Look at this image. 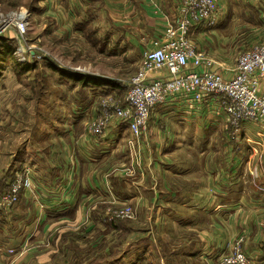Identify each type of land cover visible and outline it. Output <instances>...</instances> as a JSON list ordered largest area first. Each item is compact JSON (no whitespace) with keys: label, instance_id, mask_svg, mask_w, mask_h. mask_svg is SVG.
Wrapping results in <instances>:
<instances>
[{"label":"crops","instance_id":"crops-1","mask_svg":"<svg viewBox=\"0 0 264 264\" xmlns=\"http://www.w3.org/2000/svg\"><path fill=\"white\" fill-rule=\"evenodd\" d=\"M50 1L56 24L67 27V31L57 27L56 33H69L84 11L95 8L127 24L123 35L131 45L146 40L148 48L165 39L168 27L178 18L176 0ZM215 3L220 11L217 24L207 27L198 23L190 31L204 61L189 67L217 70L229 78L238 55L258 41L245 35L247 27L242 24L248 22V9H264V0ZM126 48L129 46L122 48L123 53ZM259 80L263 88L264 77ZM93 88H84V100L90 90L100 95L101 87ZM98 106L95 95L88 97L74 111L78 118L65 133L61 154L66 166L74 162L73 171L55 176L57 167L51 163L54 175L35 181L36 189L21 192L13 209L4 212L6 218L0 215V264H10L27 240L33 242L15 264H35L33 260L39 259L33 254L36 249L50 254L43 262L51 261L63 232L70 233L64 238L65 264H87L83 256L78 262L67 246L72 234L86 228L91 231L74 243L82 252L83 248L92 249L91 257L103 259L93 264H215L238 236H243L252 260L264 259V120H247L233 131L214 99L206 97L199 102L174 97L152 110L147 132L137 142L136 155H131L126 123L111 124L102 137L80 129L84 119L96 116ZM17 157H21L18 152L10 161L1 155L7 161L1 171L20 164ZM127 167L132 169L130 173ZM0 181V187H5V181ZM43 186L48 191L41 196ZM110 195L119 203L133 205L135 221L142 220L131 227L124 249V244L118 249L107 246L103 241L107 230L94 224L97 219L93 217L102 216L103 220ZM26 216L31 217L21 222ZM118 230L112 227L111 232ZM21 231L25 234L17 236ZM88 236L96 238L83 241ZM69 259L73 262L68 263Z\"/></svg>","mask_w":264,"mask_h":264},{"label":"rangeland","instance_id":"rangeland-1","mask_svg":"<svg viewBox=\"0 0 264 264\" xmlns=\"http://www.w3.org/2000/svg\"><path fill=\"white\" fill-rule=\"evenodd\" d=\"M248 11V22L242 25L247 27L244 32L246 36L252 38L250 39L253 40L252 42L258 40L252 44L253 46L264 39V9L260 8L256 11L248 9ZM19 20L23 21L21 26ZM57 24L51 15L50 0H0V179L5 181V185H10L7 190L0 187L4 190L3 192L10 189L16 175H20L22 179L28 178L32 187L36 189L35 181L42 182L50 175H54L51 163L52 165L55 163L57 167L55 176H63V171L69 175V169L73 171L74 162L71 161L66 166L67 161L62 157L61 149L65 142V133L71 129L70 125L74 123L76 117L78 118V113L74 111L79 110L78 107L83 106L88 97L91 99L95 95L100 102L102 93L106 94L116 84L118 85L115 89H119L118 96L123 98L128 90L130 77L139 68L142 50L147 48L146 40L131 45V40L123 35V31L128 30L127 24L116 18L110 19L100 9L92 8L84 11L74 21L69 33H66V26L62 28ZM57 27L66 31L56 33ZM190 40L195 44L193 39L190 38ZM126 46L129 48H126L123 53L122 48ZM63 73L87 74L89 77L103 78L108 83L82 84ZM94 86L101 87L100 95L90 90L87 92L88 97L84 100V88L91 89ZM98 109L100 111V108ZM89 121V116L82 121V126H80L82 131L85 129L89 131L87 126ZM227 127L234 131L230 125ZM129 135L128 130L127 136ZM127 150L129 153L128 146ZM17 152L21 155L17 157L21 160L20 164L18 162L17 166H10L1 171L7 163L6 158H1V155H7V160L10 161ZM130 171L132 169H127V173ZM0 186H2L1 181ZM52 187L53 185L51 189ZM33 188L21 189L17 200L13 205L11 204L12 206L0 205V215L5 217L4 212L13 209L21 192L33 191ZM47 191L48 189L43 186L41 196L47 194ZM3 192H0V196ZM49 197L51 198V191ZM131 206L134 208L133 205ZM40 207L43 208L44 204L40 203ZM115 207L116 205L108 201L103 220L102 216L93 217L97 219L94 224L100 230H107L105 232L108 233L103 238L107 246L116 245L118 249L124 244V249L129 243L127 240L131 227L141 223L142 220L135 221L137 214L135 208V215L132 218L108 217ZM30 217L26 216L21 219V222L28 221L27 218ZM42 218V216L36 217L39 220ZM89 218L92 220V217ZM112 227L119 228V230L111 232ZM86 229L79 230L80 234L71 235L67 243L70 248L69 252L73 257L78 258V262L81 256L85 262H90L89 264L101 262L102 258L98 260V257H91L92 249L89 252L83 248L82 252L74 243L75 239L82 238V235L91 231V228ZM24 234L25 232L21 231L17 236ZM68 235L70 233L63 232L59 240H55L54 249L58 251L57 254L51 252L49 262H43V260L50 254H44L43 250L38 252L35 248L33 254L38 255L35 257L39 259L33 260L34 263L65 264L63 245L64 238ZM95 238L88 236L83 241ZM32 242L27 240L23 249L17 251L18 258L15 259L16 255L10 264H15V261L22 257V252L26 251ZM237 242L243 250L247 251L243 236L236 237L227 247L231 248ZM48 246L49 244L45 247ZM86 246H88L87 242ZM105 257H107L106 254ZM70 261L72 260L69 259L68 263Z\"/></svg>","mask_w":264,"mask_h":264},{"label":"built area","instance_id":"built-area-1","mask_svg":"<svg viewBox=\"0 0 264 264\" xmlns=\"http://www.w3.org/2000/svg\"><path fill=\"white\" fill-rule=\"evenodd\" d=\"M176 3L178 18L168 27L165 39L154 41L152 48L142 51L139 68L130 77L124 97L118 96V90L107 91L100 99V111L87 125L90 133L102 137L109 124L126 123L131 155H136L137 142L147 132L152 110L174 97L199 102L206 97L214 99L216 109L222 111L226 123L235 131L247 120H264V87L259 80L264 77V39L238 55L229 78L217 70H194L189 64L200 65L204 55L190 40V31L198 23L215 26L220 11L215 0H176ZM18 22L20 26L23 24L22 20ZM152 72L157 74L151 75ZM32 188L28 178L16 175L10 189L1 194L0 205L10 207L21 189ZM109 202L116 207L108 217H134L135 210L129 203H119L114 196ZM215 264H264V259L252 260L237 242L221 253Z\"/></svg>","mask_w":264,"mask_h":264},{"label":"trees","instance_id":"trees-1","mask_svg":"<svg viewBox=\"0 0 264 264\" xmlns=\"http://www.w3.org/2000/svg\"><path fill=\"white\" fill-rule=\"evenodd\" d=\"M63 74L68 76V77H70L73 80L82 82V84H84V83H93L95 85H98V84H107L108 83L103 78L89 77L87 74L86 75L85 74H78V73H70V74L63 73ZM117 85L118 84H116V85H114L112 87L116 88L115 86H117ZM9 186L10 185H5L4 190H7L9 188ZM4 190L0 189V192H3Z\"/></svg>","mask_w":264,"mask_h":264},{"label":"bare ground","instance_id":"bare-ground-1","mask_svg":"<svg viewBox=\"0 0 264 264\" xmlns=\"http://www.w3.org/2000/svg\"><path fill=\"white\" fill-rule=\"evenodd\" d=\"M200 24V23H199ZM194 30V29H193ZM210 66V65H209ZM201 71V70H200Z\"/></svg>","mask_w":264,"mask_h":264}]
</instances>
